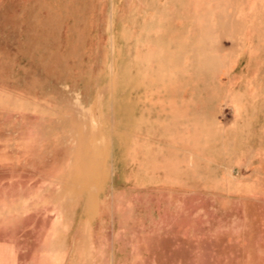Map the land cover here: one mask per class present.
I'll use <instances>...</instances> for the list:
<instances>
[{"label":"rangeland","instance_id":"obj_1","mask_svg":"<svg viewBox=\"0 0 264 264\" xmlns=\"http://www.w3.org/2000/svg\"><path fill=\"white\" fill-rule=\"evenodd\" d=\"M0 264H264V0H0Z\"/></svg>","mask_w":264,"mask_h":264}]
</instances>
